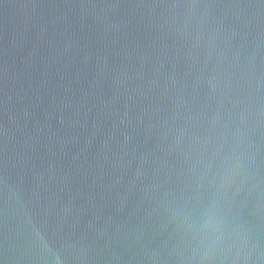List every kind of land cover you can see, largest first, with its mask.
I'll return each instance as SVG.
<instances>
[{"label": "water", "instance_id": "95a60500", "mask_svg": "<svg viewBox=\"0 0 264 264\" xmlns=\"http://www.w3.org/2000/svg\"><path fill=\"white\" fill-rule=\"evenodd\" d=\"M212 200L264 264V0H0V264H186Z\"/></svg>", "mask_w": 264, "mask_h": 264}, {"label": "clouds", "instance_id": "9594fccd", "mask_svg": "<svg viewBox=\"0 0 264 264\" xmlns=\"http://www.w3.org/2000/svg\"><path fill=\"white\" fill-rule=\"evenodd\" d=\"M187 216L186 264H248L244 230L227 220L215 200L195 213L189 211Z\"/></svg>", "mask_w": 264, "mask_h": 264}]
</instances>
